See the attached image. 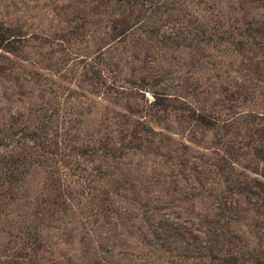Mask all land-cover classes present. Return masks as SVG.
Returning <instances> with one entry per match:
<instances>
[{
	"label": "rangeland",
	"instance_id": "374dc122",
	"mask_svg": "<svg viewBox=\"0 0 264 264\" xmlns=\"http://www.w3.org/2000/svg\"><path fill=\"white\" fill-rule=\"evenodd\" d=\"M130 1L0 0V264H264V0Z\"/></svg>",
	"mask_w": 264,
	"mask_h": 264
},
{
	"label": "trees",
	"instance_id": "16d2710c",
	"mask_svg": "<svg viewBox=\"0 0 264 264\" xmlns=\"http://www.w3.org/2000/svg\"><path fill=\"white\" fill-rule=\"evenodd\" d=\"M131 4L130 0H126ZM132 5V4H131ZM129 16H123L118 19H115L113 21V29L114 30H120L121 32L124 31L123 27L126 24V21L128 20ZM22 36V33L20 31V28L16 26H4L3 24L0 25V46L3 47L6 51L15 53V44L17 41H19L20 37ZM157 104L159 105L160 102L158 101ZM263 136L262 140H264V130H263ZM35 136V134H32ZM6 169H10L9 175L13 176V170L17 169V166L21 164V158L20 156L16 157L13 154H10L6 160ZM37 241V239H36ZM39 242V241H38ZM226 264H235L237 263L236 258L234 255H227L223 257ZM8 264V263H7Z\"/></svg>",
	"mask_w": 264,
	"mask_h": 264
}]
</instances>
